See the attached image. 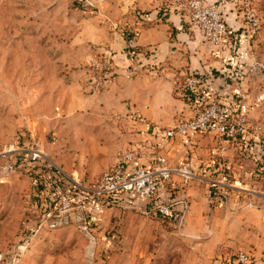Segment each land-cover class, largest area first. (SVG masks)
I'll return each instance as SVG.
<instances>
[{
  "label": "rangeland",
  "instance_id": "obj_1",
  "mask_svg": "<svg viewBox=\"0 0 264 264\" xmlns=\"http://www.w3.org/2000/svg\"><path fill=\"white\" fill-rule=\"evenodd\" d=\"M118 1L132 2L0 0V148L35 140L52 167L91 179L135 146L137 114L105 97L113 82L96 83L108 51L97 41L102 26L124 31ZM256 7L261 28L252 38L245 34L238 64L248 101L259 98L264 108V0ZM126 70L136 69L131 63ZM181 98L172 122L192 114ZM252 118L260 128L224 153L212 133L177 144L173 165L189 164L195 176L187 182L175 176L173 189H165L174 217L147 213L145 201L114 199L97 209L91 232L40 227L31 176L43 163H28L17 152L2 158L0 264H229L240 251L253 264L257 252L264 254V119ZM221 170L236 186L226 196L211 192Z\"/></svg>",
  "mask_w": 264,
  "mask_h": 264
},
{
  "label": "built area",
  "instance_id": "obj_2",
  "mask_svg": "<svg viewBox=\"0 0 264 264\" xmlns=\"http://www.w3.org/2000/svg\"><path fill=\"white\" fill-rule=\"evenodd\" d=\"M161 4H175L186 10L185 22L193 31L215 48H223L229 38L231 26L225 18L224 10L238 8L244 19V33L248 37L261 28V17L256 7V0H161ZM135 36L128 38L127 52L131 57L137 51ZM101 72L98 84L109 85L116 75V64L112 52L104 51L98 64ZM224 83L228 80L222 75ZM95 83V84H96ZM180 95L186 99L192 109L188 118H178L172 126L164 127L152 123L148 127L155 134L165 139H186L195 134L212 133L221 139L220 153H224L227 144L239 147L243 140H248L250 130L260 128L248 115L245 91L223 90L214 83V76L191 72L185 76L178 88ZM139 119L140 116H135ZM17 152L28 159V163L42 162L52 167L50 158L37 141L30 144L14 142L4 149L0 148V160ZM138 147L127 149L119 160L100 176L86 179L77 172L68 173L56 167V180L60 183L57 194L49 193V199L42 200L37 211L41 217L40 227L58 229L78 225L86 232L94 229V215L106 202L114 199L135 198L145 201L146 212L161 216L174 214L173 203L166 202L164 191L174 176L187 182L195 176L189 164L173 165L163 154L154 157L153 164L141 162ZM214 154L221 155L213 151ZM55 164V163H54ZM12 168V167H10ZM40 167L31 176L32 186H38ZM211 192L221 189L226 196L229 190L236 188L229 174L221 170L218 178L212 179ZM251 264L252 258L240 251L229 260V264Z\"/></svg>",
  "mask_w": 264,
  "mask_h": 264
},
{
  "label": "crops",
  "instance_id": "obj_3",
  "mask_svg": "<svg viewBox=\"0 0 264 264\" xmlns=\"http://www.w3.org/2000/svg\"><path fill=\"white\" fill-rule=\"evenodd\" d=\"M131 1V4L118 1L121 4L118 11L125 34L136 38L138 52L134 57L127 54L128 39L108 22L102 26L101 37L97 40L103 48L111 50L116 64V75L105 97H110L123 113L134 112L140 116L136 123L139 132L135 135L138 141L135 147H138L141 162L153 164L154 157L163 154L169 163L176 164L171 158L182 140L179 137L162 138L148 126L152 123L164 127L174 124L172 118L183 101L178 88L191 72L214 76V83L223 90L247 92L245 69L238 64L239 54L247 48L241 45L246 38L244 19L238 8L224 10L231 31L221 49L212 47L199 32L189 28L182 6H163L159 0ZM261 12L263 16L264 11ZM131 63L136 69L134 72L126 70ZM222 75L227 76L225 83ZM248 97L245 103L250 119L252 116L264 119L262 101L254 98L251 105ZM230 149L234 148L227 150ZM172 182L166 188L170 185L173 189ZM262 185L264 194V182ZM253 264H264V254L257 252Z\"/></svg>",
  "mask_w": 264,
  "mask_h": 264
},
{
  "label": "trees",
  "instance_id": "obj_4",
  "mask_svg": "<svg viewBox=\"0 0 264 264\" xmlns=\"http://www.w3.org/2000/svg\"><path fill=\"white\" fill-rule=\"evenodd\" d=\"M121 33L125 36V38L131 37L129 34H125L124 31ZM128 55H131L128 53ZM58 170L55 167H50L47 165H40V171L37 174L39 176V184L38 186H32V194L34 196L36 202V208L39 207L42 200L49 199V193L53 192L57 194L60 190V183L56 180V173ZM33 173V172H32ZM172 216H163V217H174Z\"/></svg>",
  "mask_w": 264,
  "mask_h": 264
},
{
  "label": "water",
  "instance_id": "obj_5",
  "mask_svg": "<svg viewBox=\"0 0 264 264\" xmlns=\"http://www.w3.org/2000/svg\"><path fill=\"white\" fill-rule=\"evenodd\" d=\"M126 1H129V0H126ZM10 170H11V168H9V167L5 168V172H7V173L10 172Z\"/></svg>",
  "mask_w": 264,
  "mask_h": 264
}]
</instances>
